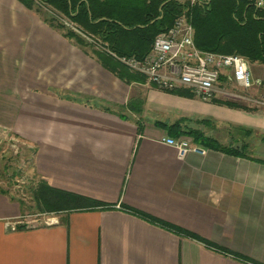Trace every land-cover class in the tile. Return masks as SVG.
Returning <instances> with one entry per match:
<instances>
[{"label": "crops", "instance_id": "crops-1", "mask_svg": "<svg viewBox=\"0 0 264 264\" xmlns=\"http://www.w3.org/2000/svg\"><path fill=\"white\" fill-rule=\"evenodd\" d=\"M145 84L127 85L92 48L0 0V141L10 134L35 150V183L99 204L20 226L26 203L0 187V264H264V165L203 146L180 156L162 142L184 119L211 121L226 144L239 130L262 136L261 102L229 87L205 103L150 86L137 114L126 104Z\"/></svg>", "mask_w": 264, "mask_h": 264}, {"label": "trees", "instance_id": "trees-1", "mask_svg": "<svg viewBox=\"0 0 264 264\" xmlns=\"http://www.w3.org/2000/svg\"><path fill=\"white\" fill-rule=\"evenodd\" d=\"M18 1L38 13L48 26L60 31L63 37L77 46L92 48V54L103 67L127 85L145 84L146 79L143 75L129 71L110 53L143 59L150 53L154 38L170 29L179 17H184L191 24L198 49L239 55L249 64H264V10L255 9L247 0H204L193 4L190 0ZM64 20L72 26L66 25ZM142 104L141 97H131L126 108L139 114ZM223 104L248 110L231 102ZM185 121L188 122L185 126L180 122L165 126L167 133L175 139H187L195 145L264 165V158L250 153L252 147L245 141L232 139L228 144L221 143L211 134L215 129L211 121L184 119L182 122ZM237 134L239 139L254 136L264 143V135L258 137L251 131L243 130ZM7 169L6 164L4 170ZM31 201L33 206L30 208L42 215L86 208L88 205L99 206L81 196L54 189L44 181L32 185ZM127 210L131 211L129 208ZM131 212L179 235L195 238L186 231L137 211Z\"/></svg>", "mask_w": 264, "mask_h": 264}, {"label": "built area", "instance_id": "built-area-1", "mask_svg": "<svg viewBox=\"0 0 264 264\" xmlns=\"http://www.w3.org/2000/svg\"><path fill=\"white\" fill-rule=\"evenodd\" d=\"M247 1L255 9L264 10V0ZM110 54L130 71L143 75L147 85L163 92L186 88L195 99L205 103L220 95H229L226 91L229 85L244 91L253 85L248 62L243 57L198 49L193 28L184 17L176 19L170 29L154 38L150 53L143 59ZM162 142L176 148L180 156L206 152L187 139L165 137Z\"/></svg>", "mask_w": 264, "mask_h": 264}, {"label": "rangeland", "instance_id": "rangeland-1", "mask_svg": "<svg viewBox=\"0 0 264 264\" xmlns=\"http://www.w3.org/2000/svg\"><path fill=\"white\" fill-rule=\"evenodd\" d=\"M64 22L66 25L69 24L67 20H64ZM69 26L71 27L72 25L69 24ZM248 70L250 79L253 83L252 88L249 89L248 92L243 93V91L240 90L241 92H239V90L229 85V90L242 94H249L260 101V104L264 107V64L248 63ZM134 87V91L132 92L133 96L145 95L150 88L148 85ZM256 107H259V105ZM4 137L3 140L0 141V187L6 189V191L12 193L17 199L26 203V214L28 216L22 219L19 225L35 227L51 223L53 219L52 214H38L36 210L30 208L33 206V203L28 188L36 182L35 179H32L33 172L31 170L33 148L28 147L21 139L13 137L10 134L7 135L5 139ZM219 140L221 143L226 144L223 139ZM241 141H245L252 147V149L250 148L249 150L250 153L257 157L264 158V143L259 141L257 137L252 136L248 139H239V142ZM6 164L8 165V169L4 170V165Z\"/></svg>", "mask_w": 264, "mask_h": 264}]
</instances>
